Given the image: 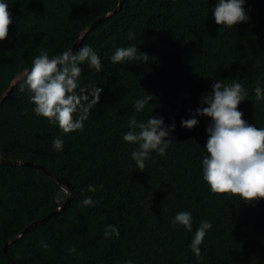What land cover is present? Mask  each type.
Here are the masks:
<instances>
[{"label": "trees", "instance_id": "obj_1", "mask_svg": "<svg viewBox=\"0 0 264 264\" xmlns=\"http://www.w3.org/2000/svg\"><path fill=\"white\" fill-rule=\"evenodd\" d=\"M4 2L13 20L0 41V96L42 50L51 58L79 37L72 52L91 46L103 69L80 65L81 87L102 89L82 131L64 134L37 116L30 94L20 91L22 78L2 99L1 155L38 163L60 181L38 166L0 161V264H264V198L213 194L202 178L211 118L196 116V126L181 127L210 86L223 81L246 88L238 110L264 128V100L253 91L258 83L264 89V0H245L249 19L233 27L215 23L218 0ZM129 31L135 39L127 38ZM129 46L147 53L148 61L111 62L116 48ZM146 93L153 100L137 112L134 104ZM150 116L175 129L166 155L152 152L140 171L131 157L136 145L123 136L130 118L146 122ZM55 138L64 142L61 151L53 148ZM64 188L71 197L47 215L64 202L56 199ZM86 197L93 206L82 204ZM181 211L191 213L192 231L171 224ZM201 221L212 228L198 261L189 245ZM107 225L119 235L105 238Z\"/></svg>", "mask_w": 264, "mask_h": 264}, {"label": "clouds", "instance_id": "obj_2", "mask_svg": "<svg viewBox=\"0 0 264 264\" xmlns=\"http://www.w3.org/2000/svg\"><path fill=\"white\" fill-rule=\"evenodd\" d=\"M244 3L245 0H218L212 10L215 23L233 27L237 23L248 21ZM12 20L8 3L0 0V41L7 38ZM127 38L135 39V33L129 31ZM148 57L147 53L139 52L135 46H129L116 48L110 59L113 63L123 64L135 59L147 62ZM85 62L97 72L103 69L97 53L91 46L84 45L75 54L69 49L51 58L47 51L42 50L33 59L31 69L22 72L20 91L24 92L26 89L30 94L29 100L35 105L34 113L46 118L50 124L58 125L64 134L83 130L84 121L98 103L102 91L96 84L81 87L80 76L83 69L80 65ZM210 87L211 92L202 96L200 106L192 113L191 118L181 121V127L191 129L199 122L196 116L211 118L206 127L208 139L204 146L207 155L202 159L203 181L213 194L238 195L245 202L264 198V128L249 124L238 110L240 102L246 100L247 90L239 82L225 84L217 81ZM253 91L257 101L264 100V89L259 83ZM152 100L153 96L146 93L143 98L136 100L135 110L142 111ZM76 113H79L78 118H74ZM174 129L175 124L164 126L163 117L150 116L146 122L130 118L129 130L124 134L123 140L136 145L131 153L136 169L144 171L145 161L151 158L152 152L160 156L166 155L172 142L169 134ZM63 143L62 139L55 138L53 148L61 151ZM88 191L95 192L96 188L89 185ZM65 197H71L67 188L62 189V194L58 192L56 199L64 201ZM82 204L93 206L94 201L91 197H86ZM192 220L190 212L181 211L175 215L171 224L182 225L186 230L192 231ZM211 228V222L201 221L189 245L198 261L202 259L200 245ZM110 234L119 235L118 229L113 225H107L105 238ZM42 247L47 248L48 245L42 243ZM76 251L75 246L69 249L70 254H75ZM125 264H132V261H125Z\"/></svg>", "mask_w": 264, "mask_h": 264}, {"label": "water", "instance_id": "obj_3", "mask_svg": "<svg viewBox=\"0 0 264 264\" xmlns=\"http://www.w3.org/2000/svg\"><path fill=\"white\" fill-rule=\"evenodd\" d=\"M121 1L122 0H120V2H119V5L118 6H120V4H121ZM107 14H104V15H101V16H99L97 19H96V22H98L99 20H101L104 16H106ZM94 24V23H93ZM93 24H91V25H89L87 28H86V30L87 29H89ZM79 41H80V37L73 43V45L71 46V48H70V50L72 51L75 47H76V45L79 43ZM27 70H30L29 68L28 69H26L25 71H27ZM24 71V72H25ZM23 72V73H24ZM23 73L20 75V77L19 78H16L10 85H9V87L2 93V95L0 96V104H1V101H2V99L4 98V96L5 95H7L8 93H9V91H10V89L22 78V76H23ZM0 161L1 162H3V163H7V164H29V165H34V166H38V167H40L48 176H50L51 178H53L54 180H56V181H60V179L58 178V177H56V176H54L48 169H46L44 166H42V165H40V164H38V163H34V162H30V161H26V160H20V159H18V160H10V159H7V158H5V157H3L2 155H1V153H0ZM67 200H68V198L61 204V205H59V206H57L54 210H52L51 212H49L47 215H51L52 213H55V212H57V211H59L65 204H66V202H67ZM46 215V216H47ZM45 217V216H44ZM42 218H40V219H37V220H35V221H32V222H30L29 224H27L26 225V227L27 226H29V225H31L32 223H35V222H37V221H39V220H41ZM19 235V234H18ZM10 258V257H9ZM11 259V258H10ZM11 261L14 263V264H17L14 260H12L11 259Z\"/></svg>", "mask_w": 264, "mask_h": 264}]
</instances>
